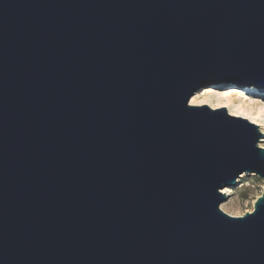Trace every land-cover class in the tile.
<instances>
[{
	"label": "water",
	"instance_id": "95a60500",
	"mask_svg": "<svg viewBox=\"0 0 264 264\" xmlns=\"http://www.w3.org/2000/svg\"><path fill=\"white\" fill-rule=\"evenodd\" d=\"M264 91V0H0V264H264L257 213L215 210L252 132L187 109Z\"/></svg>",
	"mask_w": 264,
	"mask_h": 264
},
{
	"label": "clouds",
	"instance_id": "9594fccd",
	"mask_svg": "<svg viewBox=\"0 0 264 264\" xmlns=\"http://www.w3.org/2000/svg\"><path fill=\"white\" fill-rule=\"evenodd\" d=\"M184 105L234 120L252 132L255 148L264 153V91L256 83L241 85L230 79L200 83L186 94ZM215 192L216 212L230 219H246L257 213L258 202L264 198V175L242 167L228 182L220 181Z\"/></svg>",
	"mask_w": 264,
	"mask_h": 264
}]
</instances>
